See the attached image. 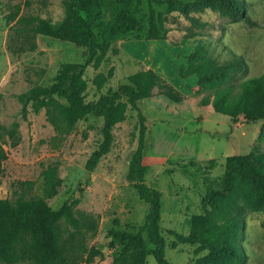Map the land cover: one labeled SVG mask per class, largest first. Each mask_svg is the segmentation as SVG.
Returning <instances> with one entry per match:
<instances>
[{
  "label": "rangeland",
  "instance_id": "374dc122",
  "mask_svg": "<svg viewBox=\"0 0 264 264\" xmlns=\"http://www.w3.org/2000/svg\"><path fill=\"white\" fill-rule=\"evenodd\" d=\"M64 1L0 0V128L16 124L19 137L18 143L10 147L0 130V148L6 154L0 162V199L12 201L19 195H39L40 172L47 165L56 164L61 184L56 195L45 203L57 210L68 201L77 222L76 230L64 220L57 223L59 239L72 257L73 262L68 263L111 264L118 253L107 247L106 232L113 228V220L117 221L116 229L135 233L147 213V205L125 179L137 142L135 112L126 110L124 120L111 131L108 153L87 172L84 163L101 141L102 120L87 116L75 124L70 134L59 138L46 122L43 110L35 113L27 106L23 118L18 100L32 87L50 86L60 64L83 61V49L78 46L14 31L24 25L16 23L18 19L28 21L26 28L35 27L39 20L59 23L64 16ZM167 1L170 0H128L126 8L137 27L110 43L96 70L85 68L84 102L96 101L125 84L127 76L147 69L179 93L178 103L156 90L138 103L146 127L142 164L146 166L145 185L161 195L159 231L164 239V258L170 264H193L205 252L195 254V246L187 244L176 243L172 247L174 238L169 231L186 235L191 216L203 214L201 199L206 190L219 187L225 158L264 154V140L258 138L260 121L250 125L240 119L234 122L213 113L209 105L201 106L200 99L210 93L198 91L194 76L179 78L178 69L186 66L188 55L197 48L218 64L229 62L232 55L242 58L245 68L234 81L262 73L264 0H242L252 27L243 21L228 22L205 7L192 11L190 4L196 0H174L187 7L185 17L178 11H168ZM116 5L117 0L102 1L103 21ZM149 7L157 34L162 35L159 41L145 40ZM95 25L92 30L99 38ZM30 46L33 49H28ZM97 74L104 77L99 88L93 83ZM21 182L32 185L21 186ZM240 245L246 258L244 264H264V218L259 212L245 214ZM150 249L148 245L147 250ZM144 264H155L153 257L148 254Z\"/></svg>",
  "mask_w": 264,
  "mask_h": 264
},
{
  "label": "trees",
  "instance_id": "16d2710c",
  "mask_svg": "<svg viewBox=\"0 0 264 264\" xmlns=\"http://www.w3.org/2000/svg\"><path fill=\"white\" fill-rule=\"evenodd\" d=\"M103 0H65L64 16L57 24L39 20L33 28H26L28 21L18 19L24 24L15 33L41 35L66 42L83 49L81 63L60 64L53 83L48 87H32L18 100L24 118L29 106L33 112L43 110L46 122L59 138L70 134L75 124L87 116L100 118L101 141L84 163V169L91 172L100 158L105 156L112 143L113 127L124 120L127 109L134 111L138 123V135L134 152L126 168L125 179L134 189L139 200L147 205L143 224L135 233L113 228L106 232L107 247L118 253L111 264H144L149 254L155 264H170L164 258V239L159 231L160 193L144 183L146 166L142 164L145 151V119L138 103L152 96L153 90L169 101L178 103L179 93L166 84L153 71H137L126 78V83L115 91L98 97L94 102H84L86 84L82 79L87 66L96 70L103 61L110 43L119 36L134 31L135 19L128 12V0H117V5L109 11L108 19L103 21L101 8ZM157 3H160L159 1ZM168 11H178L187 16V7L178 2H166ZM192 11L208 8L228 22L243 21L247 26L254 24L245 13L242 0H196L190 4ZM16 12L11 16V19ZM99 38L93 32V26ZM194 25V24H193ZM154 23L153 11L148 8V29L146 41H159ZM28 49H33L30 46ZM116 53L115 48H111ZM245 68L242 58L232 55L231 60L218 64L216 60L195 50L188 55L186 66H180L178 77L185 79L194 76L198 91L210 94L202 97L199 104L209 105L212 112L230 118L240 119L246 125L261 122L258 138L264 140V71L256 77L234 81V77ZM109 75V74H108ZM104 82L97 74L93 79L96 88ZM14 147L19 137L16 124L0 128ZM6 158L0 148V162ZM39 195L28 198L23 195L14 200L0 199V264H17L32 261L35 264H69L71 256L59 239L57 223L64 220L73 229L77 222L70 212V204L64 202L57 210H51L45 200L54 197L61 184L57 165H47L39 174ZM19 185H32L21 182ZM203 214L191 216L190 229L186 235L173 231L169 234L175 244L195 246L193 252L205 254L193 264H244L245 254L240 242L243 238L244 216L248 212H259L264 218V154L231 155L225 158L223 173L217 189H207L201 199ZM90 228V226H85ZM151 249L148 251L147 246Z\"/></svg>",
  "mask_w": 264,
  "mask_h": 264
},
{
  "label": "crops",
  "instance_id": "0c3cea01",
  "mask_svg": "<svg viewBox=\"0 0 264 264\" xmlns=\"http://www.w3.org/2000/svg\"><path fill=\"white\" fill-rule=\"evenodd\" d=\"M147 256H148V255H147ZM147 256H146V257H147Z\"/></svg>",
  "mask_w": 264,
  "mask_h": 264
}]
</instances>
